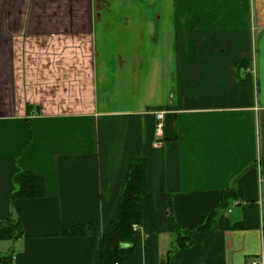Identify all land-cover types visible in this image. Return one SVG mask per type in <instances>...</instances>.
<instances>
[{
  "label": "crops",
  "instance_id": "obj_1",
  "mask_svg": "<svg viewBox=\"0 0 264 264\" xmlns=\"http://www.w3.org/2000/svg\"><path fill=\"white\" fill-rule=\"evenodd\" d=\"M138 157L121 264L264 261V0H0V220L22 230L0 255L100 264ZM16 167L45 195L11 201Z\"/></svg>",
  "mask_w": 264,
  "mask_h": 264
},
{
  "label": "trees",
  "instance_id": "obj_2",
  "mask_svg": "<svg viewBox=\"0 0 264 264\" xmlns=\"http://www.w3.org/2000/svg\"><path fill=\"white\" fill-rule=\"evenodd\" d=\"M146 173V160L135 158L130 164L124 188L120 194L118 217L102 235L100 264H121L131 256L135 246L134 235L142 222V200L146 194ZM11 184V201L45 195L43 179L25 169L17 167L14 169ZM227 196L228 192L224 191V200ZM214 216L215 213L208 215L206 221L196 230L213 229ZM81 229L83 228L76 226L72 229V233H79ZM192 231L186 230V236L188 237ZM21 234L22 230L18 219L0 220V239H14ZM185 243L182 245L185 246ZM0 264H9V256L0 255Z\"/></svg>",
  "mask_w": 264,
  "mask_h": 264
},
{
  "label": "built area",
  "instance_id": "obj_3",
  "mask_svg": "<svg viewBox=\"0 0 264 264\" xmlns=\"http://www.w3.org/2000/svg\"><path fill=\"white\" fill-rule=\"evenodd\" d=\"M155 124H154V136H155V144H161V138L164 135L165 130V112L163 110H157L154 112ZM253 264H264V261L261 262H253Z\"/></svg>",
  "mask_w": 264,
  "mask_h": 264
},
{
  "label": "rangeland",
  "instance_id": "obj_4",
  "mask_svg": "<svg viewBox=\"0 0 264 264\" xmlns=\"http://www.w3.org/2000/svg\"><path fill=\"white\" fill-rule=\"evenodd\" d=\"M148 10L151 11L149 4L147 5V12H150ZM10 245H11L10 241L0 240V248H3L5 246L8 248Z\"/></svg>",
  "mask_w": 264,
  "mask_h": 264
}]
</instances>
